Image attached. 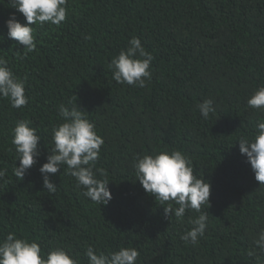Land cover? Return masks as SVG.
I'll return each mask as SVG.
<instances>
[{"label": "trees", "instance_id": "16d2710c", "mask_svg": "<svg viewBox=\"0 0 264 264\" xmlns=\"http://www.w3.org/2000/svg\"><path fill=\"white\" fill-rule=\"evenodd\" d=\"M67 12L59 27L32 25L36 50L21 59L24 46L7 36L5 21L13 13L26 21L0 0V57L29 97L20 109L0 98V240L14 232L42 253L62 247L79 264H88V245L135 247L137 264H264L247 254L264 228V186L234 143L262 115L246 99L264 86V0H67ZM133 36L153 56L143 88L114 82L108 67ZM204 99L216 109L207 120L196 108ZM69 100L104 140L93 170L109 181L107 205L81 195L66 165L50 175L55 194L43 189L39 168L61 122L58 106ZM21 119L41 140L37 163L19 179L11 129ZM164 149L186 154L211 185L202 206L208 227L195 246L180 235L199 213L167 218V204L144 191L131 167L137 153Z\"/></svg>", "mask_w": 264, "mask_h": 264}, {"label": "clouds", "instance_id": "9594fccd", "mask_svg": "<svg viewBox=\"0 0 264 264\" xmlns=\"http://www.w3.org/2000/svg\"><path fill=\"white\" fill-rule=\"evenodd\" d=\"M9 3L26 21L20 23L14 13L5 21L7 36L24 46L25 52L21 59L36 50L32 25L43 27L48 22L59 27L68 14L67 0H9ZM152 60L153 56L145 50L140 39L133 36L128 46L121 49L108 65L112 80L121 85L143 88L152 78ZM7 64V60L0 57V98L7 99L12 108L20 109L29 100L25 95V82ZM246 106L262 115L257 118L251 134H241L234 143H238L239 152L250 164L254 179L259 182V186H264V86L257 87L249 94ZM196 108L205 120L216 112L212 99H204L196 104ZM57 112L61 122L51 128L52 146L48 148L46 162L39 168L43 189L55 194L57 186L50 180V175L56 174L61 165H66V174L74 179L81 195L99 206L107 205L112 200L109 181L97 178L93 170L104 144L103 138L97 134L96 126L87 118L86 112L73 105L71 100L68 105L61 103ZM31 124L32 121L21 119L11 129V143L15 151L13 173L19 179L37 163L40 155L38 146L41 138ZM16 161H19L18 166ZM131 167L144 191L161 205L167 204L163 207L167 218L174 215L177 221L182 222L186 210L199 213L189 220L191 228L180 235L186 244L197 245L208 227L209 214L202 210V206H209L211 185L194 174L189 157L176 149L158 150L151 154L137 153ZM5 174L6 169H0V179ZM173 204L177 207H173ZM253 244L255 247L248 250L247 254L259 261L264 256V228L255 233ZM139 255L135 247L123 246L105 253L88 245L84 251L88 264H137ZM0 264L79 262L62 247L50 248L42 253L37 241L9 232L0 240Z\"/></svg>", "mask_w": 264, "mask_h": 264}]
</instances>
